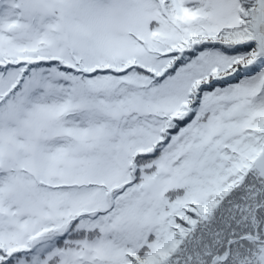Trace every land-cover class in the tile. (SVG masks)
Returning <instances> with one entry per match:
<instances>
[{"label":"snow or ice","instance_id":"1","mask_svg":"<svg viewBox=\"0 0 264 264\" xmlns=\"http://www.w3.org/2000/svg\"><path fill=\"white\" fill-rule=\"evenodd\" d=\"M0 264H264V0H0Z\"/></svg>","mask_w":264,"mask_h":264}]
</instances>
